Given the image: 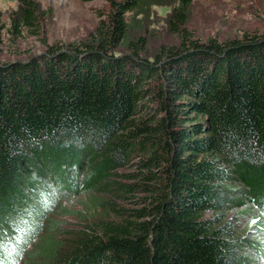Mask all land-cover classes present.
Here are the masks:
<instances>
[{"label": "trees", "instance_id": "trees-1", "mask_svg": "<svg viewBox=\"0 0 264 264\" xmlns=\"http://www.w3.org/2000/svg\"><path fill=\"white\" fill-rule=\"evenodd\" d=\"M107 1L82 49L0 65L2 259L31 237L25 217L36 233L22 264H261L264 35L200 43L186 28L194 0ZM145 2L175 4L180 42L157 63L140 57L146 37L129 39L127 14ZM38 12L19 0L13 32L39 33ZM122 45L132 54L110 53ZM52 187L59 209L44 218ZM82 189L99 212L66 224L61 202Z\"/></svg>", "mask_w": 264, "mask_h": 264}, {"label": "rangeland", "instance_id": "rangeland-1", "mask_svg": "<svg viewBox=\"0 0 264 264\" xmlns=\"http://www.w3.org/2000/svg\"><path fill=\"white\" fill-rule=\"evenodd\" d=\"M35 1L39 6L41 30L34 34L25 29L18 35L13 32L12 16L19 7V0H0V65L27 62L48 53L50 46H58L62 50L82 49V43L94 33L100 21L108 20L112 13V7L107 0ZM174 6L173 3L145 2L138 10L127 14L129 39L136 40L141 36L148 39V48L140 57L150 63H157L156 56L160 54L163 45H178L180 42L181 37L172 33L167 23ZM186 28L200 43L209 39L223 43L235 39L245 40V36L264 35V0H194ZM110 53L116 57L132 54L125 45ZM138 158L139 155H136L127 165L126 172L137 170ZM79 194L67 200L68 202H61L68 203L63 210L66 215L62 217L66 224L78 223L99 212L88 205L89 197L85 196L84 189ZM42 199H45L44 196ZM119 204L125 208L133 206L132 202ZM58 209L59 203H55L44 214V218L56 214ZM90 209L91 213L88 212ZM34 226V222H28L24 226L25 232L32 230L33 234L36 233ZM254 228L256 227L251 226V229ZM22 243L23 239H20L19 245ZM261 261L264 264V257H261Z\"/></svg>", "mask_w": 264, "mask_h": 264}]
</instances>
